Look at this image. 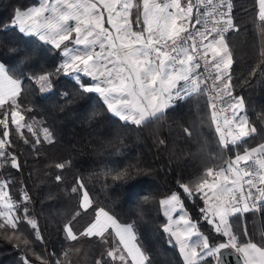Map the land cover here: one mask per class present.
<instances>
[{"label": "snow or ice", "instance_id": "snow-or-ice-1", "mask_svg": "<svg viewBox=\"0 0 264 264\" xmlns=\"http://www.w3.org/2000/svg\"><path fill=\"white\" fill-rule=\"evenodd\" d=\"M255 3L264 34V0ZM232 9L233 0H38L36 6L14 9L11 21L21 38L36 37L61 50L63 59L55 72L27 76L42 92L51 89L52 77L63 72L74 78L80 92L97 94L112 116L137 126L162 121L166 111L180 101L206 97L220 151L205 160L199 176L179 185L182 193L172 192L158 201L167 218L162 230L175 241L183 264H207L209 259L227 264L229 249L239 254L242 264H264V246L242 240L233 223L234 217L244 213L264 211V141L248 146L258 129L245 114V99L233 94L234 57L226 36L236 30ZM19 43L13 38L7 59L0 61V167L10 164L18 171L21 165L12 150L13 130L25 144L30 142L25 130L30 133L34 148L41 144V136L47 143L55 138L49 127L42 126L43 121L26 119L32 109L22 107L19 98L25 92L24 69L34 62L35 50ZM259 58L250 75L264 71V48ZM184 131L191 135L190 129ZM233 149L234 155L225 157ZM69 164L55 163L54 167L64 169ZM113 172L109 169L104 175L113 180L131 175L128 168ZM62 179L56 176L58 182ZM9 184L0 179V235L21 251L22 264H33L29 256L39 264H51L48 254L36 252L21 228L26 224L35 239L44 243L39 221L30 215V194L22 190L16 200ZM71 192L79 196L78 210L63 224L68 247L61 254L63 260L57 258L55 264H64L71 252L80 253L82 248L73 245L83 238L106 245L105 255L95 264L109 260L111 264H150L135 221L122 222L114 212L96 206L83 177L76 178ZM182 195L200 196L203 219L223 242L213 244L192 222L184 211ZM93 208L92 218L77 230L78 218ZM177 211L180 215L174 217ZM243 236H248L246 230Z\"/></svg>", "mask_w": 264, "mask_h": 264}, {"label": "trees", "instance_id": "trees-1", "mask_svg": "<svg viewBox=\"0 0 264 264\" xmlns=\"http://www.w3.org/2000/svg\"><path fill=\"white\" fill-rule=\"evenodd\" d=\"M36 2L0 0V61L7 59L13 38L20 40V47L35 50L34 62L24 69L25 92L19 99L22 107L32 109L26 113V119L43 121L42 126L55 133L52 143L44 142L41 136V144L34 148L35 138L30 133L25 130L30 141L25 144L13 130L12 150L21 168L18 171L10 164L0 167V179L10 181L9 191L16 200H20L22 190L28 191L32 201L28 205L30 215L38 219L44 243L35 239L26 224L21 228L33 241L36 252L48 254L51 264L57 258L63 260L61 254L68 247L63 224L78 210L79 196L71 188L80 176L96 206L114 212L122 222L135 221L138 239L149 255L150 264H183L175 241L162 230L165 216L158 201L169 193H182L179 185L199 176L205 160L220 151L205 97L199 101L195 98L180 101L166 111L162 121L137 126L112 116L97 94L80 92L74 78L63 72L52 77L51 89L40 91L38 84L27 76L55 72L62 59L61 51L36 37L21 38L22 34L11 24L14 9H26ZM232 16L236 30L226 36L234 57L233 94L245 99V114L258 129V134L247 141L248 146H253L264 141V71L250 75L259 64L264 34L256 19L255 0H233ZM185 128L190 129L191 135ZM234 152L235 149L225 152V157ZM65 161L70 164L64 169L54 167L55 163ZM125 168L131 173L126 179L113 180L111 175H104L109 169L115 172ZM57 175L63 177L62 181L56 180ZM145 196L149 197L147 201ZM182 202L188 217L213 244L223 242L224 238L203 219L200 210L204 203L199 195L194 198L182 195ZM93 215L94 208L82 213L76 221L77 230H82ZM233 223L242 240L251 239L264 246V211L244 213L234 217ZM245 230L247 237L243 236ZM73 246L82 250L71 252L64 264H95L97 258L105 255L106 245L95 238H83L79 245ZM21 255L0 235V264H22ZM29 259L39 264L35 257ZM207 264L214 261L209 259Z\"/></svg>", "mask_w": 264, "mask_h": 264}, {"label": "water", "instance_id": "water-1", "mask_svg": "<svg viewBox=\"0 0 264 264\" xmlns=\"http://www.w3.org/2000/svg\"><path fill=\"white\" fill-rule=\"evenodd\" d=\"M228 251L232 254L226 257L227 264H240L241 259H239V254L235 253L234 250L231 249Z\"/></svg>", "mask_w": 264, "mask_h": 264}, {"label": "crops", "instance_id": "crops-1", "mask_svg": "<svg viewBox=\"0 0 264 264\" xmlns=\"http://www.w3.org/2000/svg\"><path fill=\"white\" fill-rule=\"evenodd\" d=\"M37 3H38V0H37V2L35 3V4H33L32 6H36L37 5ZM255 7H256V13H257V5H256V3H255ZM62 59H63V57H62ZM209 114H210V110H209ZM214 127V126H213ZM214 130H215V127H214ZM216 135H217V133H216ZM217 138H218V140H219V137H218V135H217ZM258 144V143H257ZM257 144H255V145H253V146H250V147H254V146H256ZM169 194H171V193H169ZM168 194V195H169ZM162 198V197H161ZM203 206H204V204H203ZM159 207H160V205H159ZM160 210H161V207H160ZM161 212H162V210H161ZM163 213V212H162ZM173 215H174V217H178L179 215H180V212L179 211H177L176 213H173ZM165 223H167V218L165 217V221H164V224ZM176 247H177V250H178V246L176 245ZM178 253H179V250H178ZM179 255H180V253H179ZM181 257V256H180ZM181 259H182V257H181ZM182 261H183V259H182ZM241 263H242V260H241ZM240 263V264H241Z\"/></svg>", "mask_w": 264, "mask_h": 264}, {"label": "rangeland", "instance_id": "rangeland-1", "mask_svg": "<svg viewBox=\"0 0 264 264\" xmlns=\"http://www.w3.org/2000/svg\"><path fill=\"white\" fill-rule=\"evenodd\" d=\"M61 51V50H60ZM62 59L60 60L61 63ZM42 74V73H38L37 75ZM39 86V85H38ZM39 90H40V86H39ZM41 91V90H40ZM3 180V179H2ZM242 264V263H241Z\"/></svg>", "mask_w": 264, "mask_h": 264}, {"label": "built area", "instance_id": "built-area-1", "mask_svg": "<svg viewBox=\"0 0 264 264\" xmlns=\"http://www.w3.org/2000/svg\"><path fill=\"white\" fill-rule=\"evenodd\" d=\"M205 99H206V97H205Z\"/></svg>", "mask_w": 264, "mask_h": 264}]
</instances>
